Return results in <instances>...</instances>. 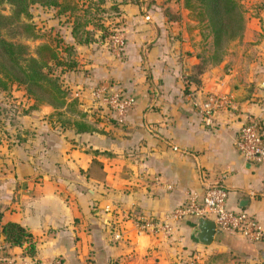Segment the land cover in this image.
I'll return each mask as SVG.
<instances>
[{"label":"crops","instance_id":"obj_1","mask_svg":"<svg viewBox=\"0 0 264 264\" xmlns=\"http://www.w3.org/2000/svg\"><path fill=\"white\" fill-rule=\"evenodd\" d=\"M115 2L119 24L111 29L124 37L120 53L98 30L88 43L77 42L71 28L65 36L61 58L70 67L61 79L79 102L77 113L58 116L52 106L31 108L22 98L15 101L22 108L8 118L0 111V228L18 223L35 243L34 256H25L0 231V258L194 264L185 260L192 255L203 264L234 257L264 264V239L216 231L202 245L192 224L169 217L189 192L200 201L205 187L220 180L227 207L246 210L264 226V162L245 161L234 144L244 114L260 118L264 134V0H238L242 35L215 62L203 56L212 36L182 0H105L101 6ZM97 86L132 96L123 124L93 102ZM2 93L13 99L23 92ZM218 93L230 95L236 107L220 110L207 126L199 108ZM74 121L92 130L77 132ZM152 220L170 229L146 225Z\"/></svg>","mask_w":264,"mask_h":264},{"label":"trees","instance_id":"obj_2","mask_svg":"<svg viewBox=\"0 0 264 264\" xmlns=\"http://www.w3.org/2000/svg\"><path fill=\"white\" fill-rule=\"evenodd\" d=\"M91 1L0 0V6L7 3L11 7L7 14L0 10V90L4 92H10L13 89L19 90L18 87L10 90V87L21 85L24 87V90H21L23 92L22 99L32 102L29 107L35 108L45 103L52 106L58 116L63 114L62 111L71 114L77 113L79 102L77 98H71L69 88L61 79L64 66L70 67V65L66 64L59 56L56 46L50 42H43L36 46L34 52H31L29 46L18 37L37 38L34 25L29 20V7L33 4L54 8L59 14H72L81 6L83 9L81 11L84 14H89L90 10L94 9L89 6ZM104 2L105 0H97L94 4L95 9L98 11L107 9L106 12H112L116 16L120 15L116 2L108 8H101ZM188 2L189 0H183V5L195 11ZM197 2L198 11L194 16L199 21H206L213 39V56L219 60L231 43L242 35L244 18L240 4L238 0H197ZM149 3H155V0H149ZM88 24L89 20L73 23L71 32L77 42H90L93 40L95 30L100 31V38L110 39L114 33V30L108 32V26L102 22L101 24H92V30L86 28ZM51 63L59 67L60 74H54L50 66ZM108 118L117 124L113 117ZM74 126L77 132L92 130L82 121H74ZM0 231L7 243L13 246H23L25 256H34L35 243L32 234L21 225L7 222L1 225Z\"/></svg>","mask_w":264,"mask_h":264},{"label":"built area","instance_id":"obj_3","mask_svg":"<svg viewBox=\"0 0 264 264\" xmlns=\"http://www.w3.org/2000/svg\"><path fill=\"white\" fill-rule=\"evenodd\" d=\"M124 37L119 31L110 36L109 45L116 53L124 48ZM92 100L97 106L106 108L108 117H113L117 124H123L128 110L134 103L132 96L119 89H109L107 86L92 88ZM236 106L232 97L225 93L212 94L200 105L199 112L207 126L213 125V117L220 110L234 109ZM235 148L243 159L249 163L264 162L263 122L257 116L244 114L238 133ZM228 190L220 180L209 183L200 197L195 192H189L183 204L175 208L171 218L182 219L187 214H200L211 219L216 225V231L236 234L249 242H259L264 239V226L246 210H231L227 207ZM155 225L168 231L169 225L161 220H152L146 225ZM145 224H138L142 229ZM119 238V235H115ZM0 264H33L27 260H16L13 257L0 259ZM53 264H60L55 260Z\"/></svg>","mask_w":264,"mask_h":264},{"label":"rangeland","instance_id":"obj_4","mask_svg":"<svg viewBox=\"0 0 264 264\" xmlns=\"http://www.w3.org/2000/svg\"><path fill=\"white\" fill-rule=\"evenodd\" d=\"M96 2L97 0H92L91 3L89 4V6L94 8L90 10L89 14L87 13L84 14L81 11L83 10L81 6L78 7V9L75 10L72 14L70 13L59 14L57 13V10L54 8L44 7L39 4H33L29 7V12H30L29 20L34 25L37 38L33 39V38L18 37V39L24 41L29 46L31 52L35 51V48L38 44L43 43V42H50L51 44L56 46L59 56L62 57L63 56L62 52L66 44L65 36L67 35L69 29L72 28L73 23L75 21L82 23V21L89 20L88 26L92 24H101V22L104 25H106V23L110 21V24L106 25L108 26L107 27L108 32L113 31V29H111L112 27L111 25H113L112 28H114L115 26H117V24H119L118 23L119 21H117L116 19L117 16L114 15V13L106 12L107 9H105L104 11L96 10L95 9L96 7L94 5L96 4ZM182 3H183V0H182ZM188 3L195 10V11H192L190 9L193 16L194 15L196 16V12L198 11L197 0H189ZM10 8H11L10 5L7 3H4L3 5L0 6V10L5 14L9 13ZM101 8H106V7L101 6ZM203 24H204L203 29L205 30V34L207 33L208 35H211L206 21ZM99 34H100V31H99ZM213 52H214V47H212L208 51L207 49H205L203 52L204 60L205 61L209 60L211 62L217 61V58L213 56ZM50 66L53 69L54 74H60L58 66L56 67L53 63H51ZM17 87L19 88L20 91L24 90V87L21 85L20 86L13 85L12 87H10V90H12L13 88H17ZM6 96L7 95H4V93L0 94V111L4 110L3 113L5 112L6 113L2 117L8 118L9 116L12 115L13 109L16 110L17 108H20V109L22 108L20 107L22 105L19 104L21 102L19 103L15 102L19 98H22V96H21V93H19L18 98L14 97L13 99H11V98H7ZM10 99L12 100L11 102H10ZM185 260H187V262L190 261L192 263L194 260V264H203L202 262L197 261L196 257L192 255H190L188 258H185ZM241 263L242 261L235 257L230 258V260L228 261V264H241ZM245 264H251V263L247 262Z\"/></svg>","mask_w":264,"mask_h":264},{"label":"water","instance_id":"obj_5","mask_svg":"<svg viewBox=\"0 0 264 264\" xmlns=\"http://www.w3.org/2000/svg\"><path fill=\"white\" fill-rule=\"evenodd\" d=\"M259 86L264 88V78ZM184 220L193 225L192 235L197 240L198 243L202 245H209L214 239L216 233L215 223L200 214H187Z\"/></svg>","mask_w":264,"mask_h":264}]
</instances>
